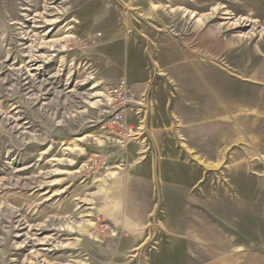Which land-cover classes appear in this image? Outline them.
I'll return each instance as SVG.
<instances>
[{
    "label": "rangeland",
    "instance_id": "374dc122",
    "mask_svg": "<svg viewBox=\"0 0 264 264\" xmlns=\"http://www.w3.org/2000/svg\"><path fill=\"white\" fill-rule=\"evenodd\" d=\"M259 74L264 0H0V264H264Z\"/></svg>",
    "mask_w": 264,
    "mask_h": 264
},
{
    "label": "built area",
    "instance_id": "2783aa9c",
    "mask_svg": "<svg viewBox=\"0 0 264 264\" xmlns=\"http://www.w3.org/2000/svg\"><path fill=\"white\" fill-rule=\"evenodd\" d=\"M101 32L93 35L91 38H84L79 40L78 43L82 47L88 45H97ZM107 103L110 107L106 118V124L109 129L116 132L119 137L127 138L129 135L128 130L130 129L128 124V109L132 108L136 104V95L132 88L128 87L124 83H116V85L110 86L107 90ZM112 168L111 153L109 151L99 152L92 154L84 161L81 172L94 176H105L110 172ZM106 234L113 235L114 229L112 226L105 224L103 226Z\"/></svg>",
    "mask_w": 264,
    "mask_h": 264
},
{
    "label": "crops",
    "instance_id": "0c3cea01",
    "mask_svg": "<svg viewBox=\"0 0 264 264\" xmlns=\"http://www.w3.org/2000/svg\"><path fill=\"white\" fill-rule=\"evenodd\" d=\"M258 76H264V75H262V74H259ZM263 81H264V79H262ZM256 83H258L259 84V82H256ZM260 84L262 85V89H261V95H260V98H261V103H260V106H258V110L261 112V113H263V115H264V82H260ZM217 95H219V94H217ZM217 95H214V99H216V96ZM230 99V101H231V103L228 105V108H230L231 110H237L238 108L237 107H240L241 106V104H239V102H237V101H235L236 100V98H233V97H230L229 98ZM240 99V98H239ZM242 99H246L247 101H245V103H244V106H245V110H246V112H247V110H249V108L251 109V111L253 110V100H252V102H251V107H250V102H249V99L246 97V96H243V98H241V100ZM237 100H238V98H237ZM233 101V102H232ZM218 104L219 105H222V100L221 101H219L218 102ZM235 104V105H234ZM243 105V104H242ZM226 106V105H225ZM234 108V109H233ZM226 109V108H225ZM112 174V172H110L109 174H107V175H111Z\"/></svg>",
    "mask_w": 264,
    "mask_h": 264
},
{
    "label": "bare ground",
    "instance_id": "6f19581e",
    "mask_svg": "<svg viewBox=\"0 0 264 264\" xmlns=\"http://www.w3.org/2000/svg\"><path fill=\"white\" fill-rule=\"evenodd\" d=\"M191 13H192V11H191ZM192 14H194V13H192ZM109 173H110V172H109ZM109 173H108V174H109ZM106 175H107V174H106ZM106 175H105V176H106Z\"/></svg>",
    "mask_w": 264,
    "mask_h": 264
}]
</instances>
